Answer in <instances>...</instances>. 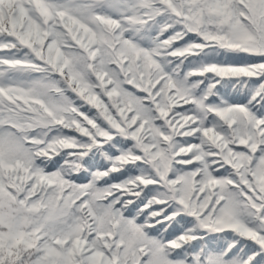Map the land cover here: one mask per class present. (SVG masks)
I'll use <instances>...</instances> for the list:
<instances>
[{"label": "snow or ice", "instance_id": "6c2138e0", "mask_svg": "<svg viewBox=\"0 0 264 264\" xmlns=\"http://www.w3.org/2000/svg\"><path fill=\"white\" fill-rule=\"evenodd\" d=\"M0 264H264V0H0Z\"/></svg>", "mask_w": 264, "mask_h": 264}]
</instances>
